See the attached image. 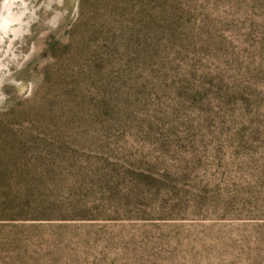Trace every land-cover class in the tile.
I'll return each mask as SVG.
<instances>
[{
	"label": "rangeland",
	"instance_id": "1",
	"mask_svg": "<svg viewBox=\"0 0 264 264\" xmlns=\"http://www.w3.org/2000/svg\"><path fill=\"white\" fill-rule=\"evenodd\" d=\"M0 264H264V0H0Z\"/></svg>",
	"mask_w": 264,
	"mask_h": 264
}]
</instances>
